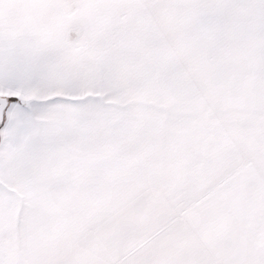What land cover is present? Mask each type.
I'll use <instances>...</instances> for the list:
<instances>
[{
  "label": "snow or ice",
  "instance_id": "1",
  "mask_svg": "<svg viewBox=\"0 0 264 264\" xmlns=\"http://www.w3.org/2000/svg\"><path fill=\"white\" fill-rule=\"evenodd\" d=\"M0 264H264V0H0Z\"/></svg>",
  "mask_w": 264,
  "mask_h": 264
}]
</instances>
